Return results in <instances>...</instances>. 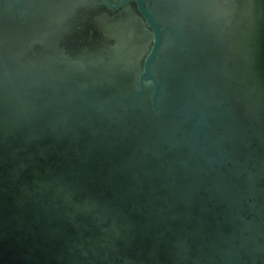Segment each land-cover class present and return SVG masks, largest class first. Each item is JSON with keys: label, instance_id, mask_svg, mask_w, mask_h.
<instances>
[{"label": "water", "instance_id": "water-1", "mask_svg": "<svg viewBox=\"0 0 264 264\" xmlns=\"http://www.w3.org/2000/svg\"><path fill=\"white\" fill-rule=\"evenodd\" d=\"M0 264H264V0H0Z\"/></svg>", "mask_w": 264, "mask_h": 264}]
</instances>
